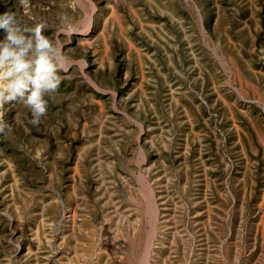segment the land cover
<instances>
[{"label":"rangeland","instance_id":"1","mask_svg":"<svg viewBox=\"0 0 264 264\" xmlns=\"http://www.w3.org/2000/svg\"><path fill=\"white\" fill-rule=\"evenodd\" d=\"M10 8L67 70L0 107V264H264V0Z\"/></svg>","mask_w":264,"mask_h":264},{"label":"clouds","instance_id":"2","mask_svg":"<svg viewBox=\"0 0 264 264\" xmlns=\"http://www.w3.org/2000/svg\"><path fill=\"white\" fill-rule=\"evenodd\" d=\"M19 4L26 7L28 0H19ZM45 29L42 23L22 28L11 8L0 14L4 33L0 38V107L22 100L31 112L33 126L47 116L46 97L57 93L62 82L59 73L67 70V57L44 34ZM11 132V126L0 120V135ZM8 264H13V258H8Z\"/></svg>","mask_w":264,"mask_h":264},{"label":"bare ground","instance_id":"3","mask_svg":"<svg viewBox=\"0 0 264 264\" xmlns=\"http://www.w3.org/2000/svg\"><path fill=\"white\" fill-rule=\"evenodd\" d=\"M112 11V10H111ZM73 212V211H72Z\"/></svg>","mask_w":264,"mask_h":264}]
</instances>
